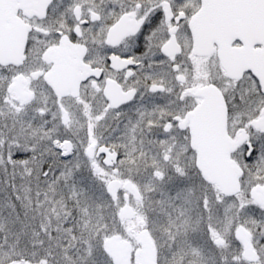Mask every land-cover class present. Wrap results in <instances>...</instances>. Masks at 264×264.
I'll return each instance as SVG.
<instances>
[{
  "label": "snow or ice",
  "instance_id": "1",
  "mask_svg": "<svg viewBox=\"0 0 264 264\" xmlns=\"http://www.w3.org/2000/svg\"><path fill=\"white\" fill-rule=\"evenodd\" d=\"M0 264H264V0H0Z\"/></svg>",
  "mask_w": 264,
  "mask_h": 264
}]
</instances>
